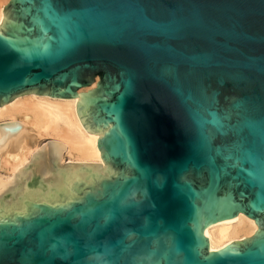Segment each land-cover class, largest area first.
I'll list each match as a JSON object with an SVG mask.
<instances>
[{
	"label": "water",
	"instance_id": "1",
	"mask_svg": "<svg viewBox=\"0 0 264 264\" xmlns=\"http://www.w3.org/2000/svg\"><path fill=\"white\" fill-rule=\"evenodd\" d=\"M24 96L76 101L104 168L0 176V264H264V0H9L0 109Z\"/></svg>",
	"mask_w": 264,
	"mask_h": 264
},
{
	"label": "bare ground",
	"instance_id": "2",
	"mask_svg": "<svg viewBox=\"0 0 264 264\" xmlns=\"http://www.w3.org/2000/svg\"><path fill=\"white\" fill-rule=\"evenodd\" d=\"M8 2L0 0V23ZM16 124L28 127L29 137L20 140L17 149L5 147L0 159V176H6L7 182L13 181L20 169L30 166L36 153L48 145L64 148L60 169H67V163L104 168L98 136L83 128L76 101L21 97L0 109V125ZM256 230L255 220L240 214L235 223L210 227L206 232L211 248L217 250L234 240L252 236Z\"/></svg>",
	"mask_w": 264,
	"mask_h": 264
},
{
	"label": "snow or ice",
	"instance_id": "3",
	"mask_svg": "<svg viewBox=\"0 0 264 264\" xmlns=\"http://www.w3.org/2000/svg\"><path fill=\"white\" fill-rule=\"evenodd\" d=\"M25 55H27V53H25Z\"/></svg>",
	"mask_w": 264,
	"mask_h": 264
}]
</instances>
